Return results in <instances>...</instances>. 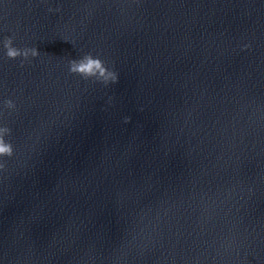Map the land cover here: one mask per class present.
I'll return each mask as SVG.
<instances>
[{
	"label": "water",
	"instance_id": "obj_1",
	"mask_svg": "<svg viewBox=\"0 0 264 264\" xmlns=\"http://www.w3.org/2000/svg\"><path fill=\"white\" fill-rule=\"evenodd\" d=\"M0 127V264H264V0H0Z\"/></svg>",
	"mask_w": 264,
	"mask_h": 264
},
{
	"label": "clouds",
	"instance_id": "obj_2",
	"mask_svg": "<svg viewBox=\"0 0 264 264\" xmlns=\"http://www.w3.org/2000/svg\"><path fill=\"white\" fill-rule=\"evenodd\" d=\"M52 9H49L51 11ZM58 10V9H57ZM3 46L6 50V56L11 59L16 57H24L25 59L31 55L33 57L39 55L36 47L32 48H17L12 44L11 37H5L3 41ZM23 64V60L21 61ZM68 70L70 73L79 74L81 77L87 79L89 77H95L98 80L104 82L116 81L117 75L114 71L108 69L104 62L99 57H93L91 53L84 54L79 59H71L68 61ZM5 106L8 108H13L14 102L10 99L5 100ZM9 129L7 127H0V155H11L12 147L10 143H6L4 140V134L8 133Z\"/></svg>",
	"mask_w": 264,
	"mask_h": 264
}]
</instances>
